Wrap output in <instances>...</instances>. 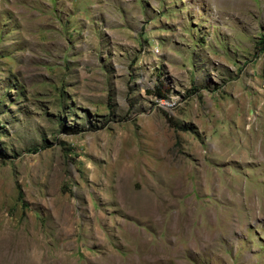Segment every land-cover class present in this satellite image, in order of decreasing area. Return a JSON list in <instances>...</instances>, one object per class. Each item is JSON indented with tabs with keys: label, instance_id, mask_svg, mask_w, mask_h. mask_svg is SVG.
<instances>
[{
	"label": "rangeland",
	"instance_id": "1",
	"mask_svg": "<svg viewBox=\"0 0 264 264\" xmlns=\"http://www.w3.org/2000/svg\"><path fill=\"white\" fill-rule=\"evenodd\" d=\"M0 264H264V0H0Z\"/></svg>",
	"mask_w": 264,
	"mask_h": 264
},
{
	"label": "trees",
	"instance_id": "2",
	"mask_svg": "<svg viewBox=\"0 0 264 264\" xmlns=\"http://www.w3.org/2000/svg\"><path fill=\"white\" fill-rule=\"evenodd\" d=\"M64 131H65V133H67V134L76 133V130H74V129H68V130H64Z\"/></svg>",
	"mask_w": 264,
	"mask_h": 264
}]
</instances>
